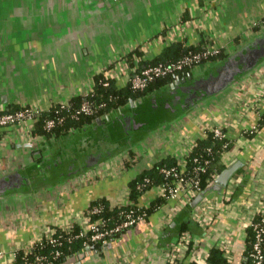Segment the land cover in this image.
Masks as SVG:
<instances>
[{
	"label": "crops",
	"instance_id": "0c3cea01",
	"mask_svg": "<svg viewBox=\"0 0 264 264\" xmlns=\"http://www.w3.org/2000/svg\"><path fill=\"white\" fill-rule=\"evenodd\" d=\"M263 18L264 0H0V114L47 109L88 93L94 74L106 68L124 85L131 52L141 53L136 61L151 60L183 42L217 48L226 57L264 31ZM181 78L72 136H37L26 123L0 127V178L20 172L31 180L30 187L0 195V264H14L15 253L50 226L85 223L97 198L112 207L134 202L132 177L166 156H186L213 126L232 140L221 159L223 170L234 169L227 184L215 182L217 173L198 204L166 200L104 249L87 246L63 264H166L184 234L189 243L178 245L179 264H209L211 248L223 249L227 264L247 260V228L264 207V61L185 112L169 108L170 83ZM123 123L131 128V143L114 145L121 134H111ZM98 155L100 161L88 166ZM156 196L152 188L137 203L148 205ZM182 221L188 224L183 231Z\"/></svg>",
	"mask_w": 264,
	"mask_h": 264
},
{
	"label": "trees",
	"instance_id": "16d2710c",
	"mask_svg": "<svg viewBox=\"0 0 264 264\" xmlns=\"http://www.w3.org/2000/svg\"><path fill=\"white\" fill-rule=\"evenodd\" d=\"M262 21L264 25V18ZM203 50L204 47L202 46L186 45L183 42H177L166 48L163 54L154 59H140L136 61V54L141 55V53L137 51L126 55V59L129 60L131 65H136L138 67V71H140L143 67L148 65H154L157 63L171 64L189 52H198ZM224 56L225 53L220 51L219 53L210 56V59H222ZM193 68L194 67L191 65H185L182 68L176 69L167 74L156 76L147 83V86L144 89L133 88L130 82L124 85H119L114 78L107 77L103 71H100L94 74L92 89L86 96L77 95L72 97L69 101V107L62 106L57 103L51 105L47 109H44V111H42L40 115L35 118L32 133L46 138L72 136L76 130L95 126L98 119L104 121L109 120L112 112L117 109L120 110V107L128 103L130 100L140 99L157 91L165 85H168V83L173 81L177 76L184 77L189 73L191 74ZM85 99L91 104V113L79 111L80 105ZM153 112L154 111L150 110L149 114ZM149 114L145 116L147 117ZM50 119L54 120V125L48 128L46 127V122ZM143 121L146 122L147 119L144 118ZM262 121H264V115ZM121 129L122 128L117 131L118 133L116 132V134H111L114 136L121 134V136L110 140L113 141L114 145H116L119 141L122 142L123 140L124 143L130 145L132 139H128V136H130L129 131L131 128L124 131V133H121ZM226 141L227 139H220L214 136L211 131L207 132L206 137L197 138L193 142L189 153L185 156L186 171H184L182 175H196L200 187L205 189L217 173H220L224 168V165L221 164V159L223 158L224 153L232 146V144L225 146ZM129 156H132V154L130 153ZM40 159L41 158L38 160L41 162ZM128 163L129 161L126 160V164ZM177 165L178 158L172 155L166 156L165 158L159 159L154 165L140 171L132 177L128 187L129 197L134 202L112 207L109 200L104 197L91 201L86 210V215L89 221L93 222L97 219H103L105 226H115V224L124 219L122 211L130 210L144 215L143 220L135 223L133 227L144 220H147L153 211L166 202V199L161 196H156L149 202L148 205L140 206L137 203L138 198L144 193L150 191L153 187L161 185L169 186L173 179L176 178L175 173L179 174L178 169L176 168ZM198 166L202 167V169L196 172L195 169ZM162 168H166L170 172L165 173L162 171ZM47 176L49 175L46 174V179ZM186 206L190 208L191 203H187ZM254 218L255 221H258L260 219V215H256ZM181 224V231L188 228L186 221H182ZM130 229L113 232L107 237L108 243L112 240L118 239L124 234H127ZM48 230L52 231L50 237L46 234H42L37 240L33 241L30 249L31 251L28 254H24V249L18 250L17 253H15L14 264L30 260L35 255H42L45 257L43 263L41 264H63L69 257H74L77 254L84 252L87 248L85 243H88V247L92 246L91 248L97 251L104 249L108 245V243L107 245H103L101 241L92 240L90 231L84 233L83 236H78L82 230V226L78 223H74L68 229L55 225L50 226ZM247 230L248 238L245 250L247 260H245L242 264H254L251 254L253 252L255 235L251 225L247 228ZM52 238L56 239V241L52 242ZM222 252L223 249L221 248H211L207 256L209 264H227V260L222 256ZM166 264L175 263L167 261ZM187 264H198V262L195 259H191Z\"/></svg>",
	"mask_w": 264,
	"mask_h": 264
},
{
	"label": "built area",
	"instance_id": "2783aa9c",
	"mask_svg": "<svg viewBox=\"0 0 264 264\" xmlns=\"http://www.w3.org/2000/svg\"><path fill=\"white\" fill-rule=\"evenodd\" d=\"M261 24V23H260ZM220 50L214 47H204L203 51L198 52H189L183 57L179 58L177 61L172 62L171 64L157 63L154 65H148L143 67L142 70L138 71V67L136 65H126L127 66V77H125L124 82H130L133 88L136 89H144L147 86V83L152 80L156 76L164 75L169 72H172L176 69H180L185 65H191L193 67L208 66L209 63L212 62L210 56L219 53ZM139 60V59H138ZM104 74L107 77L115 78L114 71L111 68H106L103 70ZM88 93H83L82 96H86ZM70 101V100H69ZM59 102L62 106H70V102ZM57 104V103H55ZM44 111L43 108L38 106H24L16 110H8L0 114V127H6L15 124H28L33 128V123L35 118H37L40 113ZM79 111L91 113L92 108L91 104L88 100H83ZM54 125V120L50 119L46 122V127L50 128ZM214 136L220 139H227L225 146L232 144V140L229 137L228 132L221 126H213L210 129ZM254 129L249 130V132L253 133ZM178 169V173H175L176 178L173 179L169 186L161 185L153 187L154 194L157 196L164 197L166 200L176 199L178 201H185L189 203L196 195H198L203 189L200 187L199 181L196 175H182L184 171H186V160L185 156H181L178 158V165L176 167ZM202 167L198 166L195 171L198 172ZM162 171L165 173H169L170 171L166 168H162ZM182 175V176H181ZM130 203V202H129ZM124 215V219L115 224V226H105L103 219H97L93 222H90L88 217L87 221L83 224H79L82 226V230L78 236H83L87 231L91 232V239L94 241H101L103 245L108 243L107 237L113 232H118L121 230H128L134 226L135 223L142 221L144 215L142 213H136L133 210L130 211H122ZM260 219L255 221V218L252 219L250 225L253 227L255 240L253 243V252L251 254L253 258L254 264H263L264 263V207L259 212ZM74 224V223H73ZM69 224L66 226H62L65 229L71 227ZM52 231L47 230L46 235L50 237ZM52 242H55L56 239L52 238ZM189 243L188 234H184L179 239L178 243H176L169 255V261L175 264H179L181 262V256L177 254V251L180 249L178 245L182 247L186 246ZM88 246V243H85ZM24 254H28L31 250V245L24 247ZM44 256L35 255L30 260H25L21 263L16 264H41L44 261Z\"/></svg>",
	"mask_w": 264,
	"mask_h": 264
},
{
	"label": "water",
	"instance_id": "95a60500",
	"mask_svg": "<svg viewBox=\"0 0 264 264\" xmlns=\"http://www.w3.org/2000/svg\"><path fill=\"white\" fill-rule=\"evenodd\" d=\"M264 61V31L251 42H248L239 50L220 59L207 72L193 75L192 73L182 77L178 81L170 83L173 91L170 92L169 106L178 112H185L198 102L224 90L233 84L238 77L246 75ZM142 101V100H140ZM133 104V101H130ZM171 103V104H170ZM98 122H101L99 119ZM101 156H95L94 160L87 161L88 166L100 161ZM233 168H225L215 178V182L224 186L227 184ZM31 180L27 174L16 172L0 178V195H5L14 189L30 187ZM218 186V185H217ZM214 186H207L191 202L198 204ZM220 190V189H218ZM88 248V247H87Z\"/></svg>",
	"mask_w": 264,
	"mask_h": 264
},
{
	"label": "rangeland",
	"instance_id": "374dc122",
	"mask_svg": "<svg viewBox=\"0 0 264 264\" xmlns=\"http://www.w3.org/2000/svg\"><path fill=\"white\" fill-rule=\"evenodd\" d=\"M130 128H129V126L127 125H125L124 123H123V125H122V129H121V133H124V131H126V130H129ZM132 129H133V127H132Z\"/></svg>",
	"mask_w": 264,
	"mask_h": 264
}]
</instances>
